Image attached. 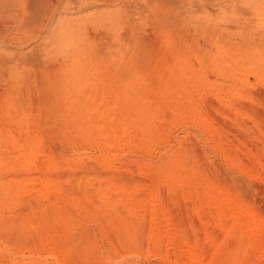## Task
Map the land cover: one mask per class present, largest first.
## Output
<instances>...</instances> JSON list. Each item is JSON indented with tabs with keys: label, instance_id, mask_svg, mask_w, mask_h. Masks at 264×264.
<instances>
[{
	"label": "bare ground",
	"instance_id": "bare-ground-1",
	"mask_svg": "<svg viewBox=\"0 0 264 264\" xmlns=\"http://www.w3.org/2000/svg\"><path fill=\"white\" fill-rule=\"evenodd\" d=\"M262 5H264V1L256 5L255 11L251 15L252 20L258 24L264 21L259 10ZM96 10L91 15V19H96L95 24H97L94 26L96 28L97 26L104 27L106 24L107 27V24L116 23L114 27L118 25L115 27L117 30L120 25L117 23L124 22L125 25L127 22L128 14L125 12L124 15L121 13L111 15L110 12H105L106 9ZM113 11L115 12V10ZM195 14V16L198 15L197 17H209L203 8ZM74 21L71 19L72 24L67 23V21L64 22V25L61 24L59 29H56L58 31L56 33L58 34L57 38L47 44L48 49L51 50L50 53L61 52L62 54L63 52V56L65 55L64 52L70 53V56H67V62L63 59L62 61L65 60L64 64L60 63V68L56 69L58 77L55 78L58 80H55L54 85L61 95V108L58 112L55 110V113H58L56 116L60 119H58L59 123L57 124L58 130L63 132V129L71 128L69 125L73 124V131L80 138L82 137L84 142L88 143V145L84 144V147L86 145L88 147L90 143H97V147L100 145L99 149L108 147L113 152L112 154H118V151H122L121 147L125 149L124 146H131L132 148L134 145L137 146L136 144L140 145L141 149L148 150L151 145L153 146V143H159L155 142L156 140H166L167 132L164 133L165 130L164 132L160 131L156 124L157 120L159 122L163 117V108H166L171 112L172 119L170 120H172L173 125L174 123L188 124L194 131L210 132L213 149L219 151L227 163L241 171H246L243 161L231 153L234 151L230 150L233 149L229 146L232 143L225 141L228 138L225 139L220 131H217L218 128H215L217 125L214 126V120L211 118L212 123L208 118L209 114L207 117L206 113L203 114L202 103L200 104V102L206 96H212L215 100L214 104L222 107H233V110H237L234 112L235 114L240 111V106L237 107L236 104L244 101H250V104H254L251 103V98L249 100L240 92V89L242 91L243 87L248 84L245 79L247 73L253 74L257 80L264 83V41L241 46L236 43L213 39L211 48L202 51L195 49L196 45L191 46L185 42L180 45L178 41L179 44L176 46L165 45L163 51L160 52L161 54L151 57L152 59L149 61L147 57L145 62L144 60L138 62L137 60L141 57L136 58L141 55L136 53L137 50L140 51L137 42L134 44L130 37L123 32L126 37L123 38V34H121L120 41L116 42L115 39L120 34L118 31L119 34L114 31L110 35L113 42L112 48L110 44L105 43L102 45L107 48L105 52L100 53L101 50H99L88 56L84 50L91 47L93 39L85 41L86 36L82 34L84 33V21L82 20V23L81 21L80 23ZM81 26L83 27L81 28ZM162 37L161 40L165 41L168 35ZM131 50L134 55L135 53L137 55L135 59H131L133 57V54L130 53ZM122 54H125V58L127 55H132L130 59H127L129 57L126 58V62L128 60L129 66L132 68L123 70V73H115L118 67L126 65ZM54 56L56 57V55ZM100 59H108L111 63L108 66L110 69L107 68L108 71H105V74L102 71L97 74L93 73V67H89ZM51 62L54 63V61ZM57 64L59 65V63ZM52 66L55 67L56 65ZM126 66L128 67V63ZM53 67H51L52 71ZM88 67L92 72L89 71ZM208 72L223 78L225 82L209 79ZM16 106L3 104L0 112V122L3 125L0 128V208H12L14 204L19 203L20 197L25 194H33L35 196L33 200L37 199L38 201L49 195H56L55 197L58 199V201L51 202L52 209L50 212L39 209L38 205H30V214L23 216L20 214L21 217L19 216L18 222L15 223L21 227L18 237L23 238L24 236L27 240L23 238V242H19L29 248L30 256H34L42 248L41 250L48 251L62 264L66 259L73 261L74 255H78L79 252L75 253V251L77 252L76 249L80 242L71 244L73 241L69 242L67 239H71L73 234L79 235V233L84 232L77 225V220L65 209V205L70 204L102 223L109 232L111 231L107 237V251H101L88 238L83 239L81 247L84 246L93 251L90 258V255L88 257L83 255L84 260L91 264H117L127 254L136 253L138 249L133 248L142 244L144 240L147 241V249L151 248L157 251L156 254L158 253L167 264H239L229 263L224 257L236 251H241L242 262L240 264L264 261V242L259 240L257 235L259 230H264V215H260L261 213L259 214L252 205L241 200L238 196V190L234 186H220V183L214 178L215 176H212L211 171H207L202 166L201 161L203 159L201 160L200 156L194 154L191 144L187 142L188 140L180 143L177 150L173 152L169 150L170 153H167L166 158L157 163L150 164L148 161V164L139 160L135 171L129 170L131 168L128 169L127 166L126 169L121 166L127 172L139 175V177H149L152 187L144 188L136 182L128 181L125 183L114 176L107 179L98 177L97 172L100 174L101 170L107 171L116 165L113 162L112 166L111 161L107 160L106 154L109 153L104 150L102 155L96 156L95 161L92 160L95 165L98 164V170L88 168L90 163L87 167V164H84L85 161L82 163L83 159L82 161L78 159V155L81 153L76 150L77 148L73 150L74 153L72 154H77V156L72 158L71 155L67 154L47 152L41 147L42 138L38 122L30 119L26 113L27 109L18 106L21 113L19 118L10 116V111ZM240 113L238 112L237 115ZM245 116L249 117L247 114ZM69 121L71 124L68 125ZM249 121H251L250 117ZM255 122L257 121L255 120ZM14 127L24 131L25 136L22 137L15 132ZM165 129L170 130L167 127ZM203 135L206 136L207 134L204 133ZM260 135L264 136V132H260ZM67 136L70 137L69 134ZM66 137L64 140L70 146L73 145L74 137ZM254 138H257L256 135ZM74 144L76 145V143ZM95 144L92 145L95 147ZM90 148L92 147L90 146ZM124 163L126 165L127 162ZM106 171L105 175L111 173ZM120 171L122 172V170ZM59 172L73 174L82 172L84 174L74 178L71 176L62 178L57 176ZM35 173L40 176L34 177L33 174ZM162 187L166 188L167 193L165 195L160 192ZM179 202L188 206L184 214H181L184 216L183 218L173 212V209L179 208ZM156 208L161 211V219L158 217L159 222L155 218L157 214L154 217ZM31 215L39 218L37 225L28 224L32 218ZM193 217H197L196 220L201 222L206 220L205 224L212 220L214 222L213 231L220 232L222 239L220 241L214 240L213 235L209 233L212 232V229L208 231L209 229L205 226L206 230L208 229L207 232L205 228L203 230L206 234L205 242L201 244L195 239L194 241L190 240L186 234L190 233V238L193 234L192 237H194L197 235H194L197 229L194 230L193 227H190L191 224L188 227L186 224V228L185 223H190ZM4 220L0 218L1 229L7 226ZM173 221H177V226ZM32 222L34 221L32 220ZM168 224H173L175 231L173 235H168L167 229L165 230V226ZM69 235L70 237L67 238ZM255 240H258L259 244ZM15 242L19 243L16 240ZM229 242L234 244L232 250ZM204 244L211 246L213 254L222 259L218 258L217 261L208 260L206 262L204 260L206 253L203 254ZM14 248L19 247L14 246ZM147 252L149 253V250Z\"/></svg>",
	"mask_w": 264,
	"mask_h": 264
},
{
	"label": "rangeland",
	"instance_id": "rangeland-1",
	"mask_svg": "<svg viewBox=\"0 0 264 264\" xmlns=\"http://www.w3.org/2000/svg\"><path fill=\"white\" fill-rule=\"evenodd\" d=\"M97 1L98 0H0V112L3 104L5 106L14 104L17 106L12 109L9 114L10 116L19 118V115L21 114L19 109H27L26 113L30 117V119L38 122V126L40 128L39 132L42 138L41 147L47 150V152L52 151V153L55 154H67L69 156L71 155L70 157L72 158L75 155L77 156V154L72 155L74 153L73 150L77 148L76 150L81 153L79 154L80 156L78 155L79 158H77L81 161L83 159L82 163H84L85 161L84 164H87V167L90 163V166L88 168H94L98 170V164L95 165L92 160H96L98 156L102 155V151L104 150L106 151V153H109L106 154V157L108 158L106 159L111 161L112 166L113 162L116 165H114V168L109 169L111 171L107 170L108 172H111L110 174L106 173L105 175L106 170H101L100 174L97 172L98 177L107 179L114 176L117 179L120 178L121 180H119L125 183L128 181L136 182L142 187L144 186V188L152 187L149 177L145 176L144 178V176H142V178L139 177V175L137 176L136 174L127 172L125 170L126 166L128 167V169L131 168L129 170L135 171L137 169V163L140 162L139 160H141V162L143 161L144 163H148V161L150 164L155 162L157 163L165 159L168 152L170 153V151L173 152L177 150L180 146V143L184 141L186 142L188 140L187 142L191 144L194 154L200 156L201 160L203 159V161H201L202 166L207 171H211L212 176H215L214 178L217 182L220 183V186H234V188L238 190V196L241 200L252 205V207H254L259 214L261 213L260 215H264V136L260 135V132H264V83L257 80L253 74L247 73L245 75V79L247 80L248 84L243 87L244 89H242V91L240 89V92L247 98H249V100L251 98V103L254 104H250V101H244L243 103L241 102L242 106L241 103H238L239 105L236 104L237 107L240 106V111H238L241 112L240 115H237L238 112L236 114L234 113L237 110H233V107H222L219 105L217 106V104H214V98L212 96L209 97V95L200 102V104L202 103V106L199 104L202 107L201 109H205L206 111L205 112L202 110L203 114L206 113V117L209 114L208 118L210 119V121L212 119L214 120V126H218H215L216 129L218 128L217 131H220V134L224 136L225 139L228 138V140L225 141H229L228 143H232V145H229L230 147H233V149L230 150H234L231 153L235 157H238L243 161V166L246 170L241 171L237 167L231 165L230 163H227L220 155L221 153L213 149V143L210 140V132H204L203 130V132L200 130L194 131V129L190 128V125L188 124L181 125L174 123L173 125L172 120H170L172 119L171 112L166 108H163L162 111V119L164 118V121L160 119V121L158 122L157 120L156 124L158 126L157 128H159L160 131L164 132L165 130L164 133L167 132V141L156 140L155 142L159 143H153V146L151 145L150 149L148 150L144 148L141 149L142 147L136 144L137 146L132 145L134 147H132L133 149L131 148V146H124L125 149L121 147L122 151H118V154H112L113 152L108 147L104 146L105 149H101L102 147L99 149L100 145L97 147V143V145L95 143H92L95 144V147L97 148H95L91 143V145L89 144V146L87 147L88 143L84 142L85 140L82 137L80 138V136L73 131V124H71L70 121L68 125L71 124L69 125L71 126V128L66 127L67 129H63V132L61 130H58L57 124L59 123V118L56 116V114L58 113H55V110L58 112L61 108V95H59L60 92L58 93L55 88V80H58L55 77H58L57 68H60L62 63L64 64V61L68 59L67 56H70V53L64 52L65 55L63 56V52L62 54L61 52H57V54H59L57 55L54 52L50 53L51 50H49L47 47L48 43L57 38L58 34L56 33H58V31L56 29L60 27L61 24L64 25V22L66 23V21L67 23H71V19L73 21H79V23L80 21L82 23L83 20V23L85 25L84 27L81 26V28L83 27L84 30V33H82L83 36H86V39L84 40L90 41L93 39V41H91L93 42L91 47H87V49L84 50L85 54H87L88 56L96 53L99 50H101L100 53H102V51L105 52L107 48L102 46L105 43L110 44L112 48L113 42L110 39V35L114 33V31L120 32V34L117 32L119 35L118 38L115 39L116 42L120 41L119 39L120 37H122L121 34L123 33L129 36L134 44L137 42V46H139L140 51L137 50L136 53L137 55L141 56L137 57L136 53L135 56L132 50L130 53L133 54L134 57H132L131 59H135V57H137L136 59L140 57L142 58L138 59V62L140 60H144L145 62V60H147V57L149 61V59H152L151 57H155L161 54L160 52L163 51V47H165V45L176 46L177 44H179V42L180 45L182 44V42H185L191 46L196 45V48H194L198 51L210 49L213 39H217L222 42H232L241 46L247 43H256L264 41V21L259 22L258 24L256 21L252 20L251 15L255 11L256 5L264 0ZM99 2H101V4H99L100 6L98 5ZM102 3H104L105 5H102ZM202 8L206 13H208V18L197 17L198 15L195 16V13H198L199 9L201 10ZM96 9H106L105 12H110L111 15H118L119 13H121V15H124L125 12L126 14H128L127 22H125V25L124 22L117 23L122 25L121 27L119 25L117 30H115V27H117L118 25L114 27V24L116 23H111L110 25L107 24V27L105 26V24L104 27L97 26L96 28L94 27L97 24H95L96 19H91V15ZM112 10H115L116 13L114 11L112 12ZM117 10H119L120 12ZM259 10L262 17H264V5L260 6ZM75 18L78 20H76ZM125 35L123 34V38L126 37ZM163 35H168V38L165 41H163V39L161 40V37ZM87 37H89L90 39H88ZM81 40L84 41L83 38H81ZM128 53L125 52V54ZM125 54H122L124 56H122V58H124V63L126 62L127 57H129L127 59H130V56H132L127 55L125 58ZM54 55H56L57 58L59 57L58 61ZM63 59L65 60L62 61ZM51 61H54V63H52ZM57 63H59V65ZM127 63L128 67L126 66ZM52 65H56L57 67H53ZM109 65H111V63L108 59H100L93 65L91 64V66L89 67H93V73L97 74L101 71L102 73L108 71L107 68L110 69V67H108ZM126 65H122L123 68L121 66L118 67L119 69L117 68V72L115 71V73H123L124 71L129 69V67L132 68V66H129L128 60L126 62ZM51 67H53V71ZM89 71L92 72L90 69ZM207 76H209V79L212 78L218 82H225L223 78L216 77L211 72H208ZM195 98H197V96H195ZM18 106L21 107L19 108ZM253 106L255 109L253 108ZM245 111L246 114L250 117L251 121H249V117L245 116ZM256 111L257 113L255 114ZM225 117L228 119H226ZM244 117H246L247 119H244ZM255 120L257 122H255ZM2 126L3 125L0 122V128ZM165 127L169 128L170 130L165 129ZM257 127H260L259 130ZM14 131L20 134L22 137L25 136L24 131L19 130L18 128L16 129L14 127ZM201 132L207 135L204 136ZM66 133L67 135L69 134L70 137H68ZM73 134L79 137L72 136ZM252 134L254 136L256 135L257 138H254ZM64 137H74L73 139H75V141H72V147L64 140ZM207 141L209 142V144ZM74 143H76V145ZM84 144L87 145L84 147ZM157 144L158 146H156ZM74 146L75 148H73ZM90 146L92 148H90ZM128 148H131L132 150ZM82 150H86V153ZM147 151L153 152L149 153ZM113 155L115 158L113 157ZM91 156L95 158H92ZM80 157L82 158L80 159ZM124 162H127L126 165ZM130 162H133L134 164ZM132 164L134 165V167ZM121 166H124L125 169H123V167ZM119 169L122 170V172ZM35 174H33V176L36 178L40 176H38V173ZM72 174L73 173L59 172V175L57 176L62 178L71 176L74 178L79 177L84 173L79 172L73 175ZM160 192L161 194L165 195L167 193L166 188L162 187ZM55 196L56 195H49L45 198L39 199L38 201L37 199L33 200V198H35L33 194H25L24 196L20 197V201H18L19 203L17 205L14 204L12 208H0V218L2 220L5 219L4 222L7 223L6 227H3L2 229L0 227V264H57L58 261L56 258H54L55 256L50 255L48 251L41 250L42 248H40L39 251L34 255L36 257L30 256L29 248L19 242H23V238H25L24 236L23 238L21 236L18 237L21 227L15 224L18 222L17 220L19 216L21 217L20 214H22V216L24 214H30V205H38L39 209H45L46 211L50 212V210L52 209L50 205L51 202H53L54 200L58 201V199H56L57 197ZM179 205V208L177 207L178 209H173V212L175 215H180L183 218L184 216L181 214H184L185 209H187L188 206H186V204H183V202H179ZM157 207L159 208V206ZM158 208H156V210ZM65 209L75 220H77V225L85 234H73V236L71 235L73 237H71L72 240L67 239V241L69 242L73 241L71 244L77 243L78 241L80 242V244H78V246L80 247L77 246V252L75 251V253L79 252L77 255L79 257H77L75 254L74 257L76 259H70L73 261H68V259H66V261L64 260L62 264H91L87 260H84L83 257L85 255V257H88V255H90V258L93 255V251L84 246V248L81 247L83 245L81 244L83 242V239L88 238L93 244L99 247L101 251H105L108 247V233H111V231L109 232L108 229L104 228L102 223L94 220L92 217L84 213V211L73 205L66 204ZM156 210L154 211L156 212L154 213V217L157 214V217L155 218L158 219L157 221L159 222V220L161 219V211L159 209L157 211ZM30 217L32 218L30 219V222H28V224L31 225L32 223L33 225H37V223L39 222V218H36V216L34 215H31ZM196 218L193 217L190 223H185V227L186 224L187 227L189 224H191L189 225L190 227H193L194 230L197 229L195 230L196 233H194V235L197 234L196 236L192 237L193 234H191L192 239L190 238V233L186 234L188 235L190 240L194 241L195 239V241L197 240L201 244L202 242H205L206 234L203 230L204 228L206 230V227L209 229H207L208 231H211L212 229V232L209 233H211L213 237L209 233L208 234L214 240L220 241L222 239V235H220V232L219 234L216 230L213 231L214 222L212 220L207 221V223L205 224L206 220L205 222H201L199 220H196ZM32 220L34 222H32ZM173 223L177 226V221H173ZM168 225L165 226V230L167 229L168 235H173V233L175 232L173 229V224H170L169 226ZM186 233H188V231H186ZM74 235H76V238L74 237ZM257 235L259 240H262V242H264V230H259ZM69 237L70 235L67 238ZM164 238L166 239L167 237ZM15 240L19 243H16ZM24 240H26V238ZM255 241L259 244L258 240ZM31 242L33 241L31 240ZM229 245L232 250V245H234L233 242H229ZM14 246H18L19 248H14ZM81 248H83L84 250H88L84 251ZM203 248V254L206 253V255H204L206 257H204V260H206V262L208 260L217 261L219 260L218 258L222 259L220 256L213 254V249H211V246L204 244ZM133 249H138V251L129 255L127 254V257L125 256V258H123L124 260H120L121 262L119 261L117 264H167L163 259H161L162 257L158 253V255L156 254L157 251L151 248L147 249L146 240H144L142 244L137 245V247ZM147 250H149V253L147 252ZM169 250L171 249L169 248ZM240 252L241 251H236L233 252V254H227V256H223L226 257L227 262L229 263L240 264L242 262ZM58 264L61 263L58 262ZM252 264H264V261L254 262Z\"/></svg>",
	"mask_w": 264,
	"mask_h": 264
}]
</instances>
